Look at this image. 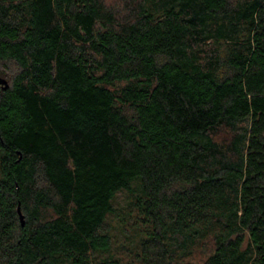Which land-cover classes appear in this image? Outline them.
Returning <instances> with one entry per match:
<instances>
[{
	"label": "trees",
	"instance_id": "trees-1",
	"mask_svg": "<svg viewBox=\"0 0 264 264\" xmlns=\"http://www.w3.org/2000/svg\"><path fill=\"white\" fill-rule=\"evenodd\" d=\"M0 77V264H264V0H0Z\"/></svg>",
	"mask_w": 264,
	"mask_h": 264
},
{
	"label": "rangeland",
	"instance_id": "rangeland-1",
	"mask_svg": "<svg viewBox=\"0 0 264 264\" xmlns=\"http://www.w3.org/2000/svg\"><path fill=\"white\" fill-rule=\"evenodd\" d=\"M116 1L117 0H112L113 3H116ZM124 202V196L120 195L118 197V208L122 206L125 207ZM131 223L129 218H125V220H121L118 217L110 219V234L113 238V251L125 259L129 258L132 242L135 239L134 232H131Z\"/></svg>",
	"mask_w": 264,
	"mask_h": 264
},
{
	"label": "water",
	"instance_id": "water-1",
	"mask_svg": "<svg viewBox=\"0 0 264 264\" xmlns=\"http://www.w3.org/2000/svg\"><path fill=\"white\" fill-rule=\"evenodd\" d=\"M0 84L5 85V87L8 86L7 81L4 80V79H2L1 77H0ZM18 213H19V217H20L21 223H22V225L24 226V225H25V216L23 215V213H22V211H21V207H20V205H19V207H18Z\"/></svg>",
	"mask_w": 264,
	"mask_h": 264
}]
</instances>
